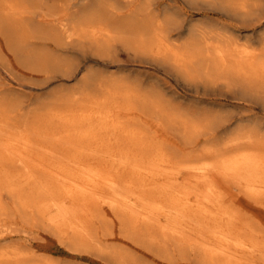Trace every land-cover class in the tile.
<instances>
[{
  "label": "rangeland",
  "instance_id": "374dc122",
  "mask_svg": "<svg viewBox=\"0 0 264 264\" xmlns=\"http://www.w3.org/2000/svg\"><path fill=\"white\" fill-rule=\"evenodd\" d=\"M239 152L264 0H0V264H264Z\"/></svg>",
  "mask_w": 264,
  "mask_h": 264
},
{
  "label": "bare ground",
  "instance_id": "6f19581e",
  "mask_svg": "<svg viewBox=\"0 0 264 264\" xmlns=\"http://www.w3.org/2000/svg\"><path fill=\"white\" fill-rule=\"evenodd\" d=\"M249 136V135H248ZM252 138V136H251ZM216 162V160H215ZM219 163L226 168L231 173H238L241 174L244 178L245 182L249 187L254 188V184L264 182V174L260 173L258 171L257 164L255 157L252 154L249 153H236L232 154L231 156L227 155L222 157L219 160ZM208 161L204 164H198L196 165L197 168L202 169L203 171L206 169ZM182 165V164H181ZM84 167V166H83ZM209 168V167H208ZM196 169V167H195ZM89 171V169H88ZM235 175V174H234ZM260 186V185H259ZM245 187V186H244ZM247 188V187H246ZM257 188V187H256ZM259 188V187H258ZM263 189V188H262ZM252 190V188H251ZM256 190V189H255ZM161 193V192H160ZM145 194V193H144ZM154 193H152L153 195ZM143 195V194H142ZM116 198V197H115ZM154 202V201H153ZM141 203V202H140ZM123 204V203H122ZM153 204V203H152ZM156 205V204H155ZM130 207V206H129ZM156 209V208H154ZM133 211V210H132ZM207 211V210H206ZM196 213V212H195ZM202 216V215H201ZM203 217V216H202ZM212 219V218H211ZM218 220V219H217ZM149 221V220H148ZM203 229V228H202ZM238 240V239H237ZM242 242V241H241ZM245 244V243H244ZM246 245V244H245Z\"/></svg>",
  "mask_w": 264,
  "mask_h": 264
}]
</instances>
